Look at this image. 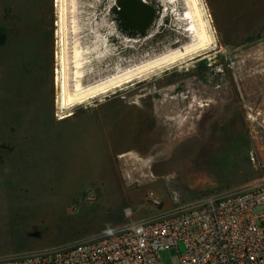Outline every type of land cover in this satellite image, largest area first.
Returning <instances> with one entry per match:
<instances>
[{
	"label": "rangeland",
	"instance_id": "374dc122",
	"mask_svg": "<svg viewBox=\"0 0 264 264\" xmlns=\"http://www.w3.org/2000/svg\"><path fill=\"white\" fill-rule=\"evenodd\" d=\"M142 1L159 14L134 38L120 31L117 0H77L84 85L190 43L183 0ZM202 5L212 48L63 111L56 0H0V259L112 235L264 183V0ZM160 259L178 264L177 249Z\"/></svg>",
	"mask_w": 264,
	"mask_h": 264
},
{
	"label": "built area",
	"instance_id": "2783aa9c",
	"mask_svg": "<svg viewBox=\"0 0 264 264\" xmlns=\"http://www.w3.org/2000/svg\"><path fill=\"white\" fill-rule=\"evenodd\" d=\"M173 248L178 264H264V183L207 196L159 220L129 222L112 235L0 264H162L161 253Z\"/></svg>",
	"mask_w": 264,
	"mask_h": 264
},
{
	"label": "bare ground",
	"instance_id": "6f19581e",
	"mask_svg": "<svg viewBox=\"0 0 264 264\" xmlns=\"http://www.w3.org/2000/svg\"><path fill=\"white\" fill-rule=\"evenodd\" d=\"M170 1L175 4L178 0ZM183 1L186 10L180 19L188 21L186 31L192 35L190 43L182 49H174L155 60L143 63L121 74L117 73L107 79L96 81L94 84L84 85L88 49L74 37L80 32V26L75 18L77 0H56L57 14L61 19V28L58 33L60 41L57 45L60 50L57 51L58 67H56V84L60 89V98L59 94L57 95L59 109L70 111L77 106L90 104L91 100L105 97L109 93H116L117 89L121 90L125 84L144 77L150 71L178 63L191 55L206 52L212 48L215 39L202 0ZM65 115V113L62 114L61 118ZM138 167L132 166L130 170L135 173Z\"/></svg>",
	"mask_w": 264,
	"mask_h": 264
},
{
	"label": "trees",
	"instance_id": "16d2710c",
	"mask_svg": "<svg viewBox=\"0 0 264 264\" xmlns=\"http://www.w3.org/2000/svg\"><path fill=\"white\" fill-rule=\"evenodd\" d=\"M126 4L131 8V12L130 10L126 13H124L125 15H122L124 17H129V15L132 13L136 14L138 16V23L140 25V29L138 30V32H131V31H126L123 30V32H125L128 36L130 37H139V35H146V33L148 32L149 28H150V24H153L155 22V20L157 19V15L159 14V10H157L152 4L150 3H145L142 0H118V7L122 6L125 7ZM116 9V8H115ZM147 18H149V20L153 21V23L150 21V23L147 25V22L145 23V26H143V21L145 22V20H147Z\"/></svg>",
	"mask_w": 264,
	"mask_h": 264
},
{
	"label": "flooded vegetation",
	"instance_id": "af4514ba",
	"mask_svg": "<svg viewBox=\"0 0 264 264\" xmlns=\"http://www.w3.org/2000/svg\"><path fill=\"white\" fill-rule=\"evenodd\" d=\"M118 5V0L116 2V9H114V16L116 17L117 21H118V26L120 28V31L123 33V35H127L125 32H123V30L126 31H131V32H138V30L140 29V25L138 23V16L136 14L132 13L129 15V17H124L122 15H125L124 13H126L130 10L131 12V8L129 7L127 4L125 7L122 6H117ZM55 13H57V10L55 11ZM151 20H149V18H147V20H145V22L143 21V26H145V23L147 22V25L150 23ZM153 23V21H151ZM152 25V24H150ZM8 30V29H6ZM55 54V53H54Z\"/></svg>",
	"mask_w": 264,
	"mask_h": 264
},
{
	"label": "crops",
	"instance_id": "0c3cea01",
	"mask_svg": "<svg viewBox=\"0 0 264 264\" xmlns=\"http://www.w3.org/2000/svg\"><path fill=\"white\" fill-rule=\"evenodd\" d=\"M126 108H128V107H126Z\"/></svg>",
	"mask_w": 264,
	"mask_h": 264
}]
</instances>
